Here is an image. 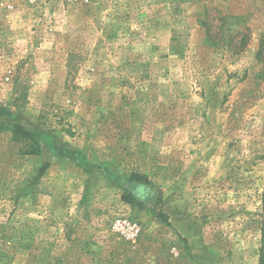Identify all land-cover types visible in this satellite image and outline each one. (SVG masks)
Returning a JSON list of instances; mask_svg holds the SVG:
<instances>
[{"label":"rangeland","instance_id":"1","mask_svg":"<svg viewBox=\"0 0 264 264\" xmlns=\"http://www.w3.org/2000/svg\"><path fill=\"white\" fill-rule=\"evenodd\" d=\"M171 1L0 0V264H259L264 0Z\"/></svg>","mask_w":264,"mask_h":264},{"label":"trees","instance_id":"2","mask_svg":"<svg viewBox=\"0 0 264 264\" xmlns=\"http://www.w3.org/2000/svg\"><path fill=\"white\" fill-rule=\"evenodd\" d=\"M196 2L198 0H172L170 3L171 4H187L190 2ZM262 51L259 52V55L261 56ZM5 110L0 108V114L3 115L5 112ZM13 133H14V137H23L26 139L32 138L34 139V136L32 133H29L28 131H26L23 127L19 126V125H15L13 127ZM36 141V140H35ZM38 144V143H37ZM38 149V148H36ZM38 150H32V152H28L29 154H35ZM146 178H144V176H141L139 174H133L132 177L130 178L131 182L133 183H146L145 181ZM138 187H140V185H138L137 187H134V190L137 189ZM140 189V188H138ZM137 189V190H138ZM145 189V188H144ZM139 191V190H138ZM136 195V193H135ZM137 196V195H136ZM140 196V195H138ZM143 197V195H142ZM145 201H151V193L148 192L147 196L144 199ZM261 239H260V250H259V264H264V188H263V193H262V198H261Z\"/></svg>","mask_w":264,"mask_h":264},{"label":"built area","instance_id":"3","mask_svg":"<svg viewBox=\"0 0 264 264\" xmlns=\"http://www.w3.org/2000/svg\"><path fill=\"white\" fill-rule=\"evenodd\" d=\"M111 232L120 238L129 241H137L144 231L141 222L127 217L116 218L110 226Z\"/></svg>","mask_w":264,"mask_h":264}]
</instances>
